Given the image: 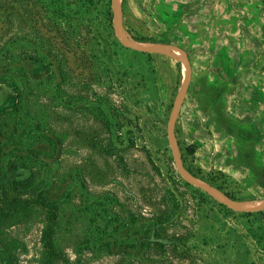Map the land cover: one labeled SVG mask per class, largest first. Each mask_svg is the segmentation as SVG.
I'll list each match as a JSON object with an SVG mask.
<instances>
[{
	"label": "rangeland",
	"instance_id": "rangeland-1",
	"mask_svg": "<svg viewBox=\"0 0 264 264\" xmlns=\"http://www.w3.org/2000/svg\"><path fill=\"white\" fill-rule=\"evenodd\" d=\"M120 3L133 38L189 57L175 124L185 168L263 201L264 0ZM1 35L12 50L0 54L38 58L0 61V113L13 82L18 148L59 204L55 264H264V211H232L174 167L166 126L185 67L123 47L110 0H0ZM44 225L37 211L2 228L10 264H39Z\"/></svg>",
	"mask_w": 264,
	"mask_h": 264
},
{
	"label": "trees",
	"instance_id": "trees-1",
	"mask_svg": "<svg viewBox=\"0 0 264 264\" xmlns=\"http://www.w3.org/2000/svg\"><path fill=\"white\" fill-rule=\"evenodd\" d=\"M4 37L0 36V50H12L6 47L7 42ZM27 59L37 61L38 58L25 57L8 51L0 54V61L6 63L5 66L17 62L21 64ZM2 81L0 79V83ZM10 86L15 92L16 104L12 110L0 113V235L2 228L13 220L28 219L39 211L45 219L40 238L39 264H55L62 259L55 244L60 219L59 204L49 198V186L43 187L41 181L38 182L37 165L32 160L35 157L27 152L23 153L18 148L22 131L18 130L15 120L10 124L9 119H16L22 103V94L13 82ZM12 257V247L4 248L0 251V264H10Z\"/></svg>",
	"mask_w": 264,
	"mask_h": 264
},
{
	"label": "water",
	"instance_id": "water-1",
	"mask_svg": "<svg viewBox=\"0 0 264 264\" xmlns=\"http://www.w3.org/2000/svg\"><path fill=\"white\" fill-rule=\"evenodd\" d=\"M110 10L115 35L123 47L142 54L167 56L185 67L180 88L172 104L166 126L167 143L171 150L174 167L180 178L187 185L195 187L210 197L219 200L232 211L240 213L264 211V200L255 204L237 201L221 190L199 179L185 168L175 135V124L191 82V64L189 57L182 48L173 44L147 43L133 38L124 28L120 0H110Z\"/></svg>",
	"mask_w": 264,
	"mask_h": 264
}]
</instances>
